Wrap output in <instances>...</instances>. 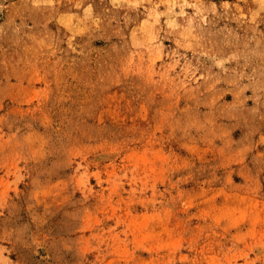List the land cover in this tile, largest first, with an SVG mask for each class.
Listing matches in <instances>:
<instances>
[{
  "label": "rangeland",
  "instance_id": "1",
  "mask_svg": "<svg viewBox=\"0 0 264 264\" xmlns=\"http://www.w3.org/2000/svg\"><path fill=\"white\" fill-rule=\"evenodd\" d=\"M0 264H264V0H0Z\"/></svg>",
  "mask_w": 264,
  "mask_h": 264
}]
</instances>
